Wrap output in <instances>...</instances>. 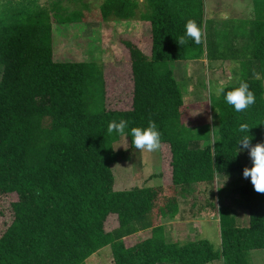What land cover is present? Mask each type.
Wrapping results in <instances>:
<instances>
[{
    "label": "trees",
    "instance_id": "trees-1",
    "mask_svg": "<svg viewBox=\"0 0 264 264\" xmlns=\"http://www.w3.org/2000/svg\"><path fill=\"white\" fill-rule=\"evenodd\" d=\"M6 5L0 13V201L14 193L18 199L0 208V264H85L108 245L114 264H253L251 251L264 249V194L251 182L238 186L247 226L236 225L228 208L216 209L219 249L206 238L168 241L165 224L180 209L181 189L200 193L218 175L243 174V136L252 145L264 142V0H253L252 18L235 28L234 38H247L241 47L221 45L206 0H104L103 21L137 17L147 25L141 39L132 33L119 40L131 71L124 108L108 107L107 76L96 59L55 58L56 26L75 22L78 11L57 24L40 0ZM188 19L201 27V44L185 35ZM181 36L184 45L176 42ZM228 53L238 61L236 81L204 104H186L169 64L224 60ZM241 81L256 100L237 112L225 93ZM201 106L218 113V126L210 116L193 115ZM121 119L129 121L125 133L109 134V122ZM149 120L171 158V182L115 190L114 144L127 135L134 148L131 128ZM241 124L249 132H240ZM110 216L118 225L108 230ZM139 232L147 233L137 239Z\"/></svg>",
    "mask_w": 264,
    "mask_h": 264
},
{
    "label": "rangeland",
    "instance_id": "rangeland-1",
    "mask_svg": "<svg viewBox=\"0 0 264 264\" xmlns=\"http://www.w3.org/2000/svg\"><path fill=\"white\" fill-rule=\"evenodd\" d=\"M4 1L5 4H3ZM40 2L49 10L54 23L65 21L66 17L72 16L75 11H78V15L82 16V18H78L77 15L75 22L56 26L53 42L55 58L66 61L96 59L98 64L103 65L107 76L108 107H129L127 105L130 104V98H128L129 102L124 101L126 94L124 87L127 78L131 76V71L129 64L125 63L123 60L125 58L121 55L119 40L132 33L141 39L143 29L145 31L147 29L146 23L137 17L130 20L109 19L103 21L100 18V7L104 0H40ZM6 4H12V0H0V13L4 8L7 10L8 7H11ZM252 7L253 0H206V18L211 21V24L215 23L221 45L234 44L241 47L245 43L246 37L238 35L234 38L233 33L235 28L245 27L246 22L252 18ZM208 29L210 30L209 27ZM227 57L228 59L216 61L200 59L169 64L174 69L186 104H204L209 101L211 94H220L217 91L219 86L236 81L238 61L232 60L230 53L227 54ZM1 72L2 66L0 65V75ZM117 92L123 96L120 98V105L115 103L119 99ZM192 113L200 121H204L210 116L212 123L218 126L219 115L217 112L206 110L201 106L200 109H194ZM162 145L157 151L141 152L135 147H130L127 135L122 136L114 144L117 151V159L113 163L114 189L123 190L170 183L172 178L171 158L168 153L163 155ZM166 148L168 149V147ZM240 155L244 165L251 167L252 161L248 150L242 149ZM226 176L218 175L215 183L208 186L206 191L201 190L200 193L195 191V193L193 191L186 193L181 189L178 194L180 209L176 214L170 216L169 221L165 224L168 241L206 238L219 249L221 246L220 213L216 210L219 207H226L230 210L236 225L243 227L249 224V214L242 206L238 186L243 182H251L250 177L244 178L243 174H235L227 176L225 181ZM185 187L181 186L180 188ZM17 199V194H12L0 201V208L8 207L11 200ZM117 225V217L110 216L107 229L111 230ZM146 233L139 232L135 237L140 239ZM250 255L253 264H264V249H254ZM85 264H114L111 246H105L93 254ZM218 264H223V260L220 259Z\"/></svg>",
    "mask_w": 264,
    "mask_h": 264
},
{
    "label": "clouds",
    "instance_id": "clouds-1",
    "mask_svg": "<svg viewBox=\"0 0 264 264\" xmlns=\"http://www.w3.org/2000/svg\"><path fill=\"white\" fill-rule=\"evenodd\" d=\"M184 27L187 37L191 38L196 44L202 43L204 33L194 19H188ZM175 39L179 45L186 43L185 36ZM224 88L225 86L221 85L217 91L224 93ZM225 100L234 107L235 111L242 112L255 103L256 97L254 92L250 90L249 84L241 81L238 86L232 87L231 90L225 93ZM128 124L129 121L125 119H121L119 122L113 120L109 122L107 131L109 134L116 132L123 135ZM249 130L250 128L247 124H241L239 127V131L242 133L249 132ZM130 134L132 145L141 152L151 153L157 151L161 146V133L158 131L156 123L152 120H149L147 127H132ZM238 145L240 146L238 152L242 149L248 150L252 161L251 167H244L243 177H250L254 190L257 193L264 194V142L252 145L251 137L245 135L238 141Z\"/></svg>",
    "mask_w": 264,
    "mask_h": 264
},
{
    "label": "crops",
    "instance_id": "crops-1",
    "mask_svg": "<svg viewBox=\"0 0 264 264\" xmlns=\"http://www.w3.org/2000/svg\"><path fill=\"white\" fill-rule=\"evenodd\" d=\"M102 5V4H101ZM123 190H125V189H123ZM220 262V260H217V261H215V262H213L214 264H218Z\"/></svg>",
    "mask_w": 264,
    "mask_h": 264
}]
</instances>
